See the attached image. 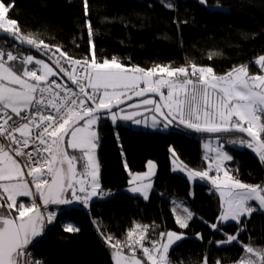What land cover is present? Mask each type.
I'll list each match as a JSON object with an SVG mask.
<instances>
[{"label": "snow or ice", "instance_id": "1", "mask_svg": "<svg viewBox=\"0 0 264 264\" xmlns=\"http://www.w3.org/2000/svg\"><path fill=\"white\" fill-rule=\"evenodd\" d=\"M200 3L207 4V0ZM84 4L87 16L88 0H84ZM12 6L14 0L11 4L0 0V29L10 34L14 44H27L37 50L43 45L45 51L41 55H48L53 46L22 34L18 21L8 16ZM165 7L171 9L174 5L165 3ZM85 26L93 48L91 59H75L59 47L56 48L59 57L52 60L55 53L49 56L51 63L33 55L21 56L0 50V264H27L21 257L26 255L29 245L34 247L39 242L35 238L41 237L45 221L47 224L54 221L55 213L50 212L45 217L40 212L35 203L36 195L44 206L70 205L75 201L85 208L90 207L93 197L101 195L99 165L94 157L99 137L94 126L106 118L116 125L141 115L139 111L126 113L120 107L133 96L159 94L163 105L151 98L139 103L154 105V109L149 110H154L167 122L165 127L178 121L198 133H246L247 138H232L227 143L252 149L264 162V74H250L248 65L215 76L211 67L196 65H191L189 71L186 66L127 67L115 57L99 62L91 39L92 24L86 20ZM10 62H19L24 67L17 70L16 64ZM255 63L264 70V55ZM33 64L39 68L29 67ZM194 76L196 80L192 79ZM65 77L78 91L68 86ZM162 88L168 89L166 95ZM127 107L136 108L137 104H127ZM134 122L141 123L140 120ZM158 123L154 116L153 127ZM65 137L69 139L65 141ZM65 142L81 155H69L62 150L60 146ZM170 151L176 157L175 151L171 148ZM214 151L216 155L208 161L206 169L193 170L185 166L181 170L187 171L189 179L210 180L219 191L223 209L219 222L234 221L241 225L237 233L226 234V239L217 241L216 246L237 243L242 247L244 254L233 264H264V248L239 239V232L244 229L243 218H250L257 211L250 202L255 201L264 209V185L244 183L224 166V162L234 159L225 150L224 142H218ZM81 161L85 171L78 179L76 164ZM154 168L155 164L148 161L147 172H129V184L134 185L129 191L147 200L152 184L144 181L154 174ZM213 171L215 175H210ZM18 197H32L33 202L27 204ZM173 204L176 223L181 229L188 228L193 213L185 204L176 205L175 201ZM177 207L182 208V212H177ZM210 227L214 231L221 230L217 223ZM148 229V225L137 224L127 230L123 240L100 231L106 245L114 249V264H176L170 252L174 243L184 238V233L162 231L158 238L152 239ZM63 231L78 233L80 228L68 223ZM197 238L202 240V234L197 233ZM138 252L141 255H137ZM201 264H208L207 256ZM216 264L221 261L218 259Z\"/></svg>", "mask_w": 264, "mask_h": 264}, {"label": "trees", "instance_id": "2", "mask_svg": "<svg viewBox=\"0 0 264 264\" xmlns=\"http://www.w3.org/2000/svg\"><path fill=\"white\" fill-rule=\"evenodd\" d=\"M4 3L11 4L12 0ZM165 3L174 7L169 9ZM87 13L86 16L84 0H14L8 16L18 21L22 34L53 46L48 56L59 47L75 59H91L93 48L85 26L87 20L92 24L91 39L99 62L115 57L127 67L144 69L157 65L190 69L196 65L211 67L215 76L225 75L240 65H248L250 74L264 72L255 64V59L264 55V0H207V4L193 0H88ZM0 48L39 56L1 34ZM40 50L45 51L43 45ZM99 131L101 186L108 198L97 199L88 208L75 201L61 207L47 232L44 227V239L31 250L32 264L39 260L42 264H114V249L106 245L100 231L123 240L136 223L148 225L152 239L162 231L184 233L185 238L170 252L176 264H201L205 256L208 264H216L218 259L221 264H233L244 254L237 243L216 246L217 241L226 239V234L237 233L241 225L228 223L214 231L210 225L218 222L221 213L218 197L204 183L194 185L191 197L189 180L173 173L170 161L173 146L185 166L204 169L201 141L220 137L226 151L234 157L237 177L244 183L264 185V162L257 153L246 146L227 143L228 139L244 136L199 135L176 124L168 132L141 131L124 124L114 126L107 119L100 121ZM67 152L81 155L79 151ZM150 160L156 161L158 171L155 189L145 200L125 191L130 178L125 163L131 172H139L146 169ZM82 163H77L80 170ZM174 197L185 202L193 213L186 229L176 223ZM30 200L28 197L21 201L30 204ZM243 220L239 239L264 248V212L255 211ZM68 223L79 226L80 231H63ZM197 233L202 234V240Z\"/></svg>", "mask_w": 264, "mask_h": 264}, {"label": "rangeland", "instance_id": "3", "mask_svg": "<svg viewBox=\"0 0 264 264\" xmlns=\"http://www.w3.org/2000/svg\"><path fill=\"white\" fill-rule=\"evenodd\" d=\"M28 55H33L34 57L36 58H39V59H43L45 60V62H49L48 60L44 59L43 57H40V56H36L34 54H28ZM261 56V55H259ZM258 56V57H259ZM257 57V58H258ZM256 58V59H257ZM255 59V61H256ZM50 63V62H49ZM256 64V63H255ZM257 65V64H256ZM30 66V65H29ZM258 66V65H257ZM259 67V66H258ZM39 68V66L37 67ZM260 68V67H259ZM264 71V70H263ZM38 74H40V72H38ZM264 74V72L262 73ZM253 75H256V74H253ZM220 76H223V75H220ZM51 79V78H50ZM143 87V85H141ZM190 87V86H189ZM161 90L165 91V93H167L168 89L167 88H162ZM211 91V90H209ZM148 98H151L153 99L154 101L160 103V101L155 98V97H148ZM213 100L215 101V96L213 95ZM141 100H138V101H135L133 103H136L137 104V107L136 108H129L127 106L123 107L125 109V112L126 113H131L133 111H139L141 113V115L139 116H136L133 118V120L131 121H119L116 125L118 124H124L126 126H129L135 130H141V131H161V132H168L170 130H173L175 128V123L173 122L172 124H168L167 127H165V124H167L166 121L163 120L162 117L159 116V114L155 113L154 110H149V109H154V105H141L139 102ZM132 104V103H131ZM161 104V103H160ZM156 117V119L159 121V123L157 124V126L153 127V117ZM107 119V118H106ZM112 125H114L112 123V121L110 119H107ZM135 120H140L141 123L137 124L135 123L134 121ZM202 120H203V117H202ZM99 124L100 122L98 123L97 126H94V128L97 129L98 131V147L96 148L95 152H94V157H95V160L97 162V164L99 165V183L101 185V164H100V160H99V156H98V149H99V144H100V131H99ZM115 126V125H114ZM69 138H67L68 140ZM218 142H222L221 141V138L220 137H208V138H204L202 139L201 141V149H202V156H203V159L205 160V168L206 169L208 167V161L212 158L215 157L216 155V152L214 151L217 147H218ZM66 147H67V143H66ZM240 147V146H239ZM68 150L70 151H78V150H74L70 147H67ZM171 149H173L176 153V150L175 148L172 146ZM226 150V149H225ZM177 153H176V157H173V154H172V151H170V161H171V170L173 173H176V174H181L183 175L184 177H186L190 184H191V191H190V196L193 197L194 195V185L196 183H204V184H207V185H210L211 186V190L212 192L218 197L219 199V202H220V208H221V212L223 211L222 209V198L220 197V194H219V191L217 189L214 188V186L211 184L210 180H201L199 179L198 177L197 178H193V179H189L188 177V174H187V171H182L181 169L185 167V165L182 163V161L180 160V158L178 157ZM152 161L154 164H155V168L153 169V175L150 177L149 180L147 181H144V183H151L152 184V188L151 189H148V192H149V198L152 194V191L155 189V180H156V176H157V171H158V166H157V163L156 161L154 160H150ZM233 161H226L224 162V166L227 167L231 172L234 173V165H233ZM77 165V164H76ZM187 167V166H186ZM77 168V178L79 179L81 174L85 171V169L83 168V170H80L78 165L76 166ZM215 168V165L213 164V169ZM187 169H193V168H189L187 167ZM127 170H128V173L131 172L129 170V168L127 167ZM193 170H203V169H193ZM148 169H147V166H146V169L144 171H139V172H131V173H144V172H147ZM210 175H215V172H210ZM223 175V173L221 172V176ZM130 176V175H129ZM85 179H87L88 181L91 180L90 177H87L85 176ZM131 179V176L129 178V180ZM255 185V184H254ZM134 185L132 184H129L128 187L125 189L126 192L132 194V195H137V196H140L143 198L142 195L138 194V193H132L129 191V189L131 187H133ZM102 188V186H101ZM103 190V189H102ZM25 198H28V197H18V200L21 201L22 199H25ZM108 198V195L105 191H102L101 195L100 196H97V197H93L91 199V202H94L95 200L97 199H107ZM148 198V199H149ZM144 199V198H143ZM147 199V200H148ZM176 202V205H180V204H185V202L181 201V200H178L177 198H173V202ZM254 207L257 208V211H261V212H264V209H261L259 208L257 202L255 201H251L250 202ZM186 205V204H185ZM173 207H174V204H173ZM172 207V209H173ZM188 207V206H187ZM62 211V208L61 207H51L49 209V213H55V217ZM177 212H182V208L180 207H177ZM221 214V213H220ZM228 223H235L234 221H228V222H224V223H221V222H217L218 225H225V224H228ZM45 224H46V221H45ZM139 223H136L135 225H137ZM134 225V226H135ZM139 225H142V224H139ZM137 231L139 232L140 230L137 229ZM174 232H177V231H174ZM178 233H182V232H178ZM184 238H185V235H184ZM184 238H182L181 240H183ZM180 240V241H181ZM180 241H176L174 243L173 246H175L176 244H178ZM229 244H232V243H229ZM229 244H225V245H229ZM172 246V247H173ZM223 246V245H222ZM114 260V259H113Z\"/></svg>", "mask_w": 264, "mask_h": 264}, {"label": "water", "instance_id": "4", "mask_svg": "<svg viewBox=\"0 0 264 264\" xmlns=\"http://www.w3.org/2000/svg\"><path fill=\"white\" fill-rule=\"evenodd\" d=\"M164 1H166V2H176V1H178V0H164ZM193 1L200 2V0H193ZM0 34H1V35H6V37H8L9 39H11V38H10V34H8V33H3V31L0 30ZM11 40H12V39H11ZM16 44L19 45V46H20L21 48H23V49H26V50H28V51H31V52H33V53L38 54L40 57H43L44 59L48 60V61L51 63V61L49 60V56H48V55H41V52H42L41 50H37L35 47L29 46V45H27V44H24V45H20L19 43H16ZM52 60H53V59H52ZM64 79L67 81V77H65ZM67 83L70 84L71 86L76 87L75 85H73V84L71 83V81H67ZM161 91L164 92L163 90H161ZM164 93H165V92H164ZM165 95H166V93H165ZM148 97H155V98H157V99L160 101L161 105H163V101L161 100L159 94L149 92V93H146V95H145L144 97H135V96H133V99H132V100H130V101H126V104L121 105L120 107H125V106H127V104H131V103H133V102H135V101L142 100V99H145V98H148ZM114 110H115V109H114ZM165 111H167V109H165ZM173 122H174L178 127L182 128V129H185V130H187V131H189V132H192V133H195V134H199V135H217V134H230V133H235V134H239V135H242V136H244L245 138H247L246 133H240V132H237V131H231V132H228V133H206V132L198 133V132H195V131H193V130H191V129H187L186 127H184V125L179 124L178 121H173ZM67 138H68V137H65V141H67ZM60 147H61L62 150H66V151H67L66 142H65V143H62ZM40 202H41V204H42L43 209H47V210H49L51 207H64V208L68 207V205H57V204H48L47 206H44L43 203H42V201H41V199H40ZM39 210H40V209H39ZM40 212H41V210H40ZM29 247H30V245L28 246V248H29Z\"/></svg>", "mask_w": 264, "mask_h": 264}, {"label": "built area", "instance_id": "5", "mask_svg": "<svg viewBox=\"0 0 264 264\" xmlns=\"http://www.w3.org/2000/svg\"><path fill=\"white\" fill-rule=\"evenodd\" d=\"M0 50H3V49L0 48ZM3 51H5V50H3ZM5 52H7V51H5ZM53 53H55V56H52V59L55 60L57 57H59V53L56 52V51H53ZM20 55H21V54H20ZM21 56H24V55H21ZM61 62H64V61L61 60ZM10 63H15V64L22 65V64H20L19 62H10ZM189 71H191V68L189 69ZM192 79H193V80H196V77L194 76V77H192ZM67 84H68V83H67ZM68 86H70V87H72L74 90H77V91H78V89H77L76 87L71 86L70 84H68ZM89 91H90V89H89ZM27 179H28V180H31L32 178H31V177H28ZM32 190L35 192V188H34V186L32 187ZM30 198H31V200H30V204H31V203L33 202V198H32V197H30ZM35 203L39 206V209L41 210V213H43L44 216L47 217V215H48V213H49V210H47V209H43L42 204H41V202H40V197H39V195H36V197H35ZM45 226H46V227H45V232H47L48 229H49L48 224L46 223ZM43 239H44V235H42V236L39 238L38 241H42ZM37 244H38V243H36L35 246H36ZM35 246H34V247H35ZM32 249H33V246L30 245V247L27 249L26 255L23 256V261H27V264H32V262H31V250H32ZM39 262H40V264L43 263L42 260H39Z\"/></svg>", "mask_w": 264, "mask_h": 264}, {"label": "crops", "instance_id": "6", "mask_svg": "<svg viewBox=\"0 0 264 264\" xmlns=\"http://www.w3.org/2000/svg\"><path fill=\"white\" fill-rule=\"evenodd\" d=\"M24 67V65H19V64H16V68L17 70H22ZM29 67H38V65H30ZM253 259H255V257H253Z\"/></svg>", "mask_w": 264, "mask_h": 264}, {"label": "flooded vegetation", "instance_id": "7", "mask_svg": "<svg viewBox=\"0 0 264 264\" xmlns=\"http://www.w3.org/2000/svg\"><path fill=\"white\" fill-rule=\"evenodd\" d=\"M64 167H65V169H66V168H67V165L65 164Z\"/></svg>", "mask_w": 264, "mask_h": 264}]
</instances>
